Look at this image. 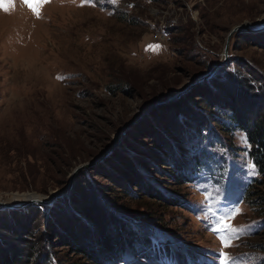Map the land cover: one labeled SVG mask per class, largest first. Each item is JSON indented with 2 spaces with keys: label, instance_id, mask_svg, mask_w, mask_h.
Wrapping results in <instances>:
<instances>
[{
  "label": "rangeland",
  "instance_id": "1",
  "mask_svg": "<svg viewBox=\"0 0 264 264\" xmlns=\"http://www.w3.org/2000/svg\"><path fill=\"white\" fill-rule=\"evenodd\" d=\"M39 3V15L24 0L0 8V200L62 193L12 208L44 233L50 261L218 264L224 252L264 264V200L252 199L264 175L230 117L245 93L263 96V29L234 32L223 57L232 26L264 20V0ZM232 208L240 231L223 248L209 225ZM57 215L82 228L91 256L63 222L55 231ZM103 227L130 246L94 245Z\"/></svg>",
  "mask_w": 264,
  "mask_h": 264
},
{
  "label": "trees",
  "instance_id": "2",
  "mask_svg": "<svg viewBox=\"0 0 264 264\" xmlns=\"http://www.w3.org/2000/svg\"><path fill=\"white\" fill-rule=\"evenodd\" d=\"M242 82L243 81H240L239 84L243 85ZM249 93L250 95L245 93L246 96L239 105L240 109L238 108V110H235L233 108L234 111L231 112L230 117L232 119V124L234 123V127L240 126L246 130L248 139L253 145L252 154L254 161L260 173L264 175V106L259 107V104H261V99L264 101V91L259 92L260 94L263 93V96L259 95L260 97L258 100L256 94L253 95V93L250 91ZM254 97L255 99L252 100ZM192 118L193 116H189V119ZM189 166L191 167L192 165ZM198 188H200L198 189L199 192H205V187L203 188L199 186ZM254 196L255 199L252 198L253 200H256V202H261V199L264 200V191H257L256 193L254 192ZM257 198H259V200ZM73 212L81 213V218L84 219H86V217L88 215L90 216L92 213L86 208L83 210L74 208ZM56 219L57 220L54 221L55 231L56 228L63 229L65 226L67 229L69 228L68 232H72V236L75 238V247L77 251L86 256H91V248L89 249V245L85 243L82 228L69 226V224L62 220V218L58 215ZM98 219L99 218H93V220L96 221ZM59 222H63L65 226H63V228L58 227L56 223ZM98 222H100V220H98ZM96 227L98 228L97 225ZM112 229L113 232L117 231V229L114 227H112ZM105 231L106 230H104L103 227V230H100L98 235H94L92 232L96 241H91L94 245L98 241L97 243L99 246H101L103 251L110 253L117 251V253L120 254V252L124 251L125 249L123 248L124 245L130 246V236L128 235L129 232H124L119 228V231L114 233L112 235L113 238H111L109 232ZM79 234H81L83 237H80ZM44 240L45 235L43 232L34 234L33 225L28 216H22L20 211L16 209H0V264H53V262H51L49 259L48 252L46 250V242H44ZM40 255L42 257L39 258Z\"/></svg>",
  "mask_w": 264,
  "mask_h": 264
},
{
  "label": "snow or ice",
  "instance_id": "3",
  "mask_svg": "<svg viewBox=\"0 0 264 264\" xmlns=\"http://www.w3.org/2000/svg\"><path fill=\"white\" fill-rule=\"evenodd\" d=\"M46 2V0H45ZM24 3L27 7H29L32 12L36 15H39V7L40 3L39 0H24ZM12 6V0H0V8H2L4 11H8L9 8ZM154 51L159 50V45L152 46ZM241 143L248 145L249 142L247 140V137L245 135H241L240 137ZM249 169L252 170L251 174H255V168L256 166L253 163H249L247 165ZM240 214V210L238 208H232L228 211L222 213L220 218H217L215 220L214 225H209L210 230H213L214 233H216L221 238V246L223 248H229L231 247V239L232 237L240 231L238 228L232 227L230 221L235 218V216ZM224 217H227V219H224ZM219 261L218 264H235V258L229 257L226 253L221 252L218 254Z\"/></svg>",
  "mask_w": 264,
  "mask_h": 264
},
{
  "label": "water",
  "instance_id": "4",
  "mask_svg": "<svg viewBox=\"0 0 264 264\" xmlns=\"http://www.w3.org/2000/svg\"><path fill=\"white\" fill-rule=\"evenodd\" d=\"M264 29V20H257V21H253V22H241V23H237L234 26H232L226 36V42H224V46H223V57L227 58V46H228V41L231 37V35L234 32H240V31H257V30H261ZM216 64V63H215ZM215 64H213L212 66H215ZM211 74V72H207L204 74H201V76H199L196 80L200 81L204 78H207L209 75ZM182 90H180L179 92H181ZM176 92V93H179ZM83 164H76L73 169H71L70 173H72V176L74 177L73 174H75V172L78 170L79 167H81ZM69 173V176H70ZM72 181V180H71ZM70 179H68V182H71ZM65 189V187H64ZM61 195V192H58L56 194H51V195H46L47 197L44 196H39V197H35L33 196L32 198H28V199H23V200H17L15 202H10V203H6L0 200V208L6 207V208H15V207H19L22 206L24 204H27L28 202H41L43 204L49 203L53 198H55L57 195Z\"/></svg>",
  "mask_w": 264,
  "mask_h": 264
},
{
  "label": "bare ground",
  "instance_id": "5",
  "mask_svg": "<svg viewBox=\"0 0 264 264\" xmlns=\"http://www.w3.org/2000/svg\"><path fill=\"white\" fill-rule=\"evenodd\" d=\"M73 175H75V174H73ZM69 179H70V181L73 180L72 173H70ZM55 192L57 193V191H55ZM56 193H55V194H56ZM27 194H28V196H27V198H25V199L32 198L33 196H35V195H33L32 193H27ZM47 196H48V195H47ZM47 196H46V197H47Z\"/></svg>",
  "mask_w": 264,
  "mask_h": 264
}]
</instances>
